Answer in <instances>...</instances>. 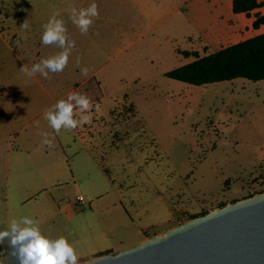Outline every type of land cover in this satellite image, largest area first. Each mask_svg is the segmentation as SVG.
I'll use <instances>...</instances> for the list:
<instances>
[{
	"label": "rangeland",
	"instance_id": "374dc122",
	"mask_svg": "<svg viewBox=\"0 0 264 264\" xmlns=\"http://www.w3.org/2000/svg\"><path fill=\"white\" fill-rule=\"evenodd\" d=\"M93 2L99 19L81 35L71 8ZM53 13L76 47L62 73L28 77L20 67L61 51L41 43ZM260 13L236 15L232 0H0V202L11 182L33 198L23 213L41 208L39 222L67 225L52 204L82 195L90 220L135 241L264 193V81L166 76L195 59L183 51L203 56L255 36L248 17ZM70 92L90 98L89 112H74L91 119L55 135L44 112ZM29 157L49 165L11 162L9 174V160Z\"/></svg>",
	"mask_w": 264,
	"mask_h": 264
},
{
	"label": "water",
	"instance_id": "95a60500",
	"mask_svg": "<svg viewBox=\"0 0 264 264\" xmlns=\"http://www.w3.org/2000/svg\"><path fill=\"white\" fill-rule=\"evenodd\" d=\"M79 264H264V193Z\"/></svg>",
	"mask_w": 264,
	"mask_h": 264
},
{
	"label": "clouds",
	"instance_id": "9594fccd",
	"mask_svg": "<svg viewBox=\"0 0 264 264\" xmlns=\"http://www.w3.org/2000/svg\"><path fill=\"white\" fill-rule=\"evenodd\" d=\"M59 13H53L43 27L41 43L45 46L56 45L61 51L48 58H42L38 63L29 69L27 65L20 67V72L28 77L40 74L48 79L49 73H62L69 63V58L76 47L75 41L69 39L68 29L63 19H58ZM100 12L98 5L93 2L89 6L77 9L71 8L70 19L79 29L81 35H87L95 20L99 19ZM29 27L26 20L22 28ZM81 73L88 75V69L82 68ZM90 98L79 92H70L67 99H61L44 112V119L53 129L55 135L61 130L74 131L78 127L88 123L90 115H82L79 119L74 118V111L81 113L89 112L92 109ZM99 111V105H96ZM42 145L52 146L53 140L49 139V133H43ZM8 241L11 249V257H14L18 264H79V257L76 248L69 240L60 236L53 239L42 233L39 221L24 216L19 219H11L6 230L0 231V244Z\"/></svg>",
	"mask_w": 264,
	"mask_h": 264
},
{
	"label": "crops",
	"instance_id": "0c3cea01",
	"mask_svg": "<svg viewBox=\"0 0 264 264\" xmlns=\"http://www.w3.org/2000/svg\"><path fill=\"white\" fill-rule=\"evenodd\" d=\"M146 12L147 14L150 13V12L148 13V10ZM254 12H262L260 13V15H264V6H261L253 10L251 14H253ZM235 14L243 15L245 13H235ZM256 17L251 16L248 18L250 19L251 23H254ZM231 26H234V24H231ZM255 31L257 33L256 35L264 33V24H261V26ZM10 114L14 117H17V115H13L12 113ZM74 114L76 115L74 117L76 119L82 116L81 113L74 112ZM91 114L95 116L97 115V113H91ZM15 140L19 142V135L15 138ZM47 161L48 160L46 158H41V157H29L28 159H16V160L12 159L9 160L8 172L10 174L11 162H13L15 166L14 169L16 171L18 170V168L22 169L23 167H34V168L46 167L47 165H49ZM32 199L33 198H24V197L22 198L21 192L17 191L16 186L13 185L11 182H9V186L5 190L4 195H2V203L0 202V210L2 209L1 212L4 214L3 220L0 219V224L3 225V230L7 229L10 220L14 218L19 219L21 217L27 216L40 221L41 213L38 212V209L41 208L33 207L29 209V211H26L24 213H23L24 210H21L27 204L32 202L33 201ZM76 204L82 205L77 203L76 200H74L73 202L64 199L54 200L52 204V209L54 211L53 218L55 217L61 218L62 220L66 221L67 225L66 224L62 225L59 223L50 224L51 223L50 221L47 222L41 221L39 222V227L41 228L43 234L53 239L59 238L60 236L66 237L69 236L70 234L75 236L76 239H68V240L76 248L79 261L88 260L103 253H117L132 248L146 241L147 239L165 234V233H156L153 236L146 235L145 237L141 239H137L135 241H126L123 239V236L119 234L118 231L114 229L112 230L106 229L105 228L106 226L104 225L103 222L99 223L97 221L94 222V220H90L89 216L86 215L87 212L86 208L81 207V209H78ZM40 211L42 212V210ZM0 231L2 230L0 229ZM84 233L87 234L85 235ZM0 246L7 248V253L5 255L11 253V249L8 246V241H5ZM7 264H18V261H16V259L13 257L12 259L9 260Z\"/></svg>",
	"mask_w": 264,
	"mask_h": 264
},
{
	"label": "trees",
	"instance_id": "16d2710c",
	"mask_svg": "<svg viewBox=\"0 0 264 264\" xmlns=\"http://www.w3.org/2000/svg\"><path fill=\"white\" fill-rule=\"evenodd\" d=\"M261 6H264V0H233L235 13L250 15L253 10ZM261 24H264V15L259 14L254 21V28L258 29ZM183 54L185 57L194 56L195 59L168 71L166 76L194 86L233 81L239 78L254 82L264 81V33L207 55L202 56L198 51L188 50L183 51ZM208 213V211L201 212L192 216L191 219ZM3 256L0 246V257Z\"/></svg>",
	"mask_w": 264,
	"mask_h": 264
},
{
	"label": "built area",
	"instance_id": "2783aa9c",
	"mask_svg": "<svg viewBox=\"0 0 264 264\" xmlns=\"http://www.w3.org/2000/svg\"><path fill=\"white\" fill-rule=\"evenodd\" d=\"M76 201H77V203L82 204V205L86 204V199L82 195H79L77 197ZM1 252H2V254L5 255L7 253V248L6 247H1Z\"/></svg>",
	"mask_w": 264,
	"mask_h": 264
}]
</instances>
